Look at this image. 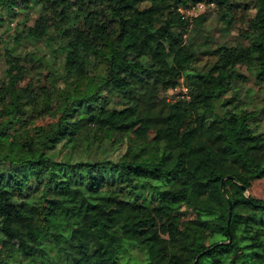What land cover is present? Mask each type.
<instances>
[{
	"label": "trees",
	"instance_id": "trees-1",
	"mask_svg": "<svg viewBox=\"0 0 264 264\" xmlns=\"http://www.w3.org/2000/svg\"><path fill=\"white\" fill-rule=\"evenodd\" d=\"M1 57L0 264H264V0H0Z\"/></svg>",
	"mask_w": 264,
	"mask_h": 264
},
{
	"label": "rangeland",
	"instance_id": "rangeland-1",
	"mask_svg": "<svg viewBox=\"0 0 264 264\" xmlns=\"http://www.w3.org/2000/svg\"><path fill=\"white\" fill-rule=\"evenodd\" d=\"M73 2V0H71ZM19 15H29L28 23L33 22L34 16L38 14L37 8L35 9H29V11L24 13V7L21 3L18 1V5L15 7ZM202 11L207 12V17L204 21L203 27L204 33H207V36L210 37L213 42L218 43H226V44H234L238 41H244L241 39L239 35V28L242 29L246 25L247 19L251 16L253 12V8L250 7L247 10L243 9H237L233 12V22L229 27H225L222 20L219 18V15L216 11V9L211 4H201L196 7H192L189 9H183V13L185 15L190 14H198ZM60 14V7L57 3H54L50 9V22L55 21ZM14 21L12 22V24ZM34 48V45L28 44L25 47V50ZM39 56L38 53H34L32 55L31 61H28V63H34L37 64L39 62ZM206 60L205 56H202V58L199 59L200 61ZM27 63V62H26ZM4 67V62L2 57L0 58V77L2 75V70ZM236 68L244 74V77L241 79H238L234 82L233 90L236 89L238 92V96L240 97V100L243 101H249L250 98L252 99L254 96L260 98L263 94V86L260 85L258 81H256L253 77V75L244 68V65H237ZM179 90H183V87L180 85L168 89L165 91V97L166 99H170L172 97H176ZM111 103H114L113 100H111ZM105 117V116H103ZM255 118L258 120V127L262 129L264 126V113L257 114ZM45 120H48V118L44 119H37V123H42ZM147 193L150 195L151 191L150 188L147 189ZM245 194L252 195L254 197H258L261 199H264V176L260 178H256L251 181V184L249 187H247L244 190ZM182 217H187L191 215V212L188 209H185L184 207L180 208Z\"/></svg>",
	"mask_w": 264,
	"mask_h": 264
},
{
	"label": "water",
	"instance_id": "water-1",
	"mask_svg": "<svg viewBox=\"0 0 264 264\" xmlns=\"http://www.w3.org/2000/svg\"><path fill=\"white\" fill-rule=\"evenodd\" d=\"M227 176H230V175H227ZM241 188L243 189L244 187H243V186H241ZM229 208H230V206H229V204H228V210H227V220H228V216H229Z\"/></svg>",
	"mask_w": 264,
	"mask_h": 264
},
{
	"label": "built area",
	"instance_id": "built-area-1",
	"mask_svg": "<svg viewBox=\"0 0 264 264\" xmlns=\"http://www.w3.org/2000/svg\"><path fill=\"white\" fill-rule=\"evenodd\" d=\"M202 3H197V4H195V5H192L190 8H192V7H196V6H198V5H201Z\"/></svg>",
	"mask_w": 264,
	"mask_h": 264
}]
</instances>
